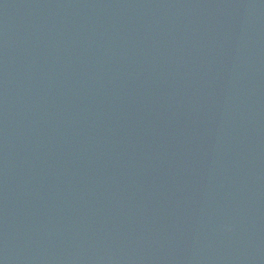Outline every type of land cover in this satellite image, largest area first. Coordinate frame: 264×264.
<instances>
[{
    "label": "water",
    "instance_id": "water-1",
    "mask_svg": "<svg viewBox=\"0 0 264 264\" xmlns=\"http://www.w3.org/2000/svg\"><path fill=\"white\" fill-rule=\"evenodd\" d=\"M0 264H264V0H0Z\"/></svg>",
    "mask_w": 264,
    "mask_h": 264
}]
</instances>
